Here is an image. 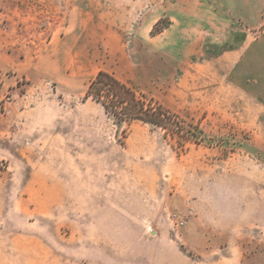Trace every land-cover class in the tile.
Segmentation results:
<instances>
[{
    "label": "rangeland",
    "instance_id": "374dc122",
    "mask_svg": "<svg viewBox=\"0 0 264 264\" xmlns=\"http://www.w3.org/2000/svg\"><path fill=\"white\" fill-rule=\"evenodd\" d=\"M0 264H264V0H0Z\"/></svg>",
    "mask_w": 264,
    "mask_h": 264
},
{
    "label": "trees",
    "instance_id": "16d2710c",
    "mask_svg": "<svg viewBox=\"0 0 264 264\" xmlns=\"http://www.w3.org/2000/svg\"><path fill=\"white\" fill-rule=\"evenodd\" d=\"M161 31L162 28L158 29L156 24L152 33L158 34ZM84 99H91L99 104L105 114L117 122L140 121L157 127L172 137L182 133L178 117L112 74L98 72L88 84Z\"/></svg>",
    "mask_w": 264,
    "mask_h": 264
},
{
    "label": "crops",
    "instance_id": "0c3cea01",
    "mask_svg": "<svg viewBox=\"0 0 264 264\" xmlns=\"http://www.w3.org/2000/svg\"><path fill=\"white\" fill-rule=\"evenodd\" d=\"M165 13H167L169 16H170V21H171V26L174 27V26H178L181 24V20L182 18L180 17V15H176V14H173L172 11H171V8L168 7V9L165 11ZM165 15V14H164ZM185 20V19H184ZM156 21V20H155ZM182 23H183V20H182ZM232 25V24H230ZM227 26V25H226ZM225 32V30L223 31ZM225 35V34H223ZM236 35L235 33L233 34H229V37L231 36H234ZM226 36V35H225ZM242 41L243 43L245 42V40L242 38ZM245 44V43H244Z\"/></svg>",
    "mask_w": 264,
    "mask_h": 264
}]
</instances>
